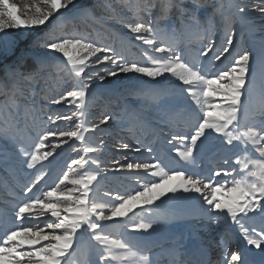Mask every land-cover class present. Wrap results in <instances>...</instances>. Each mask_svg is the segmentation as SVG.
Returning <instances> with one entry per match:
<instances>
[{"label": "snow or ice", "instance_id": "6c2138e0", "mask_svg": "<svg viewBox=\"0 0 264 264\" xmlns=\"http://www.w3.org/2000/svg\"><path fill=\"white\" fill-rule=\"evenodd\" d=\"M69 6L76 8L77 0H38L32 14L21 18L16 5L9 0H0V33L6 34L8 29L22 27L32 29L45 25L49 20L55 30V26L66 17V12L61 10L70 11ZM154 6L149 0L145 10ZM174 6H179V0ZM224 7L217 6L218 10ZM237 11L238 16L229 15L228 18L221 12V19L228 30L224 43L218 46L219 50L214 51V42L208 37L206 47L199 50L191 61L184 58L181 45L161 42L157 39V29L144 22L128 23L126 27L152 52L166 54L154 57L145 51L143 54L148 62L144 64L129 61L114 48L84 38L45 37L43 41H37L38 45L42 43L54 53H62L70 65V73L84 77L79 87L53 99L52 104L67 102L65 107H68L73 101H79L82 105L88 89L92 87L89 81L96 75L91 72L85 77L86 69L103 64L105 75L99 76L101 83L120 74L144 77L147 78L148 91L153 95L161 99L186 96L195 107L189 105L183 109L192 121L189 130L172 133L168 139L169 144L179 141L183 145L182 150L173 148L178 160L157 155L150 143L137 140L135 145L123 143L122 147L147 154V159L128 160L125 156L127 162L114 161L117 166L112 169L101 168L98 157L78 159L73 163L91 162L98 171L71 176L65 172L47 188H37L42 176H34L30 183H25L19 189L22 198L16 200L9 225L0 235V264H68L65 257L72 254L70 250L75 251L74 244L79 248L84 243L89 245L87 264H151L148 256L140 253L150 252L153 244L126 234L113 238L109 229L116 227L110 222L123 221L119 227L126 231L150 234L154 221L146 218L135 222L128 214L140 207L147 217H151L161 210L157 201L163 204L182 201L188 209L203 214L217 225L221 219L230 221L241 230L247 245L264 257V39L255 57L247 48L237 52L234 25L250 22V9L248 5H237ZM255 11L264 19V0H260ZM93 56L96 59L89 64ZM202 57L208 60L203 61ZM253 62L261 74L258 90ZM12 100L15 112L10 111L9 115L15 118L22 114L23 105L19 103V96H13ZM48 119L55 123L57 120L71 121L73 117L49 116ZM113 119L112 115L106 114L100 123L108 124ZM17 131L18 127L10 126L5 129L3 139L16 146L24 169H34L37 161L47 160L60 143H68L67 139L60 138H75L81 144L85 139L83 130L42 131L38 146L29 153L20 142ZM50 137L57 138V142H50L53 150L40 153ZM212 140L219 141V151L223 155L207 175L197 176L190 169L194 170L204 162L206 145ZM102 150V143L82 148L84 154ZM11 157V153L0 150V162ZM181 161L183 164L179 169L172 167ZM124 170L135 174L137 188L114 196L105 193L109 198L97 201L91 187L97 176L104 175L106 171L123 175ZM164 197L168 199L163 200ZM153 205L155 208L151 207ZM125 217L128 219H123ZM257 217L261 220L259 231L253 228L250 232L245 221ZM193 264H206V261L196 259ZM226 264H255V261L249 258L248 253L236 250L227 255Z\"/></svg>", "mask_w": 264, "mask_h": 264}, {"label": "rangeland", "instance_id": "374dc122", "mask_svg": "<svg viewBox=\"0 0 264 264\" xmlns=\"http://www.w3.org/2000/svg\"><path fill=\"white\" fill-rule=\"evenodd\" d=\"M9 2L16 5L19 10L18 15L24 18L32 14L38 0H9ZM151 2L155 6L146 11L145 6L149 0H77L76 8L69 6L70 11L61 10L66 12V17L55 26V30L52 21L49 20L45 25L32 29L22 27L8 29L6 34L0 33V150L12 154L10 159L0 162V235L9 225L16 200L22 198L19 189L25 183H30L34 176H42L37 188H47L53 186L65 172L71 176L98 171L96 165L91 162L74 164L73 161L78 159L89 160V157H98L101 162L100 167L105 169L115 168L117 165L114 161L117 160L126 163L125 156L128 160L147 159V154L136 153L132 149L122 147L123 143L135 145L137 140L141 143H150L157 155L178 160L173 148L182 150L183 145L179 141L169 144L168 139L172 133H186L192 123L183 109L189 105L194 108L195 105L191 104L186 96L166 97L175 109L170 111L164 104L166 98L161 99L148 91L147 78L120 74L118 77H108L101 83L99 76L105 75L102 71L105 67L103 64L86 69L85 77L91 72H95L96 75L89 81L92 87L88 89V95L82 105L79 101H73L68 107H65L67 102L61 105L52 104L53 99L79 87L84 82V77H76L70 73V65L67 64V58L63 57L62 53H54L43 47L42 43L38 45L37 41H43L45 37L84 38L114 48L129 61L144 64L148 62L143 54L145 51L154 57L166 55L152 52L148 46L136 40L135 34L126 27L128 23L144 22L157 29V39L161 42L181 45L184 58L191 61L199 50L206 47L208 37L214 42V51H218V46L224 43L228 29L221 19V12L225 18L229 15L238 16L237 5H248L250 22L234 25L236 31L234 47L237 52L247 48L253 52L254 57L259 53L261 40L264 39V19H261V14L255 9L260 5V0H179L178 7L174 6L176 0H151ZM218 5L225 7L218 10ZM142 35L150 34L142 33ZM209 55L211 56L212 53ZM95 59V56L91 57L88 63L91 64ZM201 59L208 60L207 57ZM252 68L255 75L256 72L260 73L255 62ZM49 87L58 88V93L55 92L58 96L47 101L48 98L44 99L41 95ZM13 96H19V103L23 105L22 114L15 118L9 115L10 111L15 112L12 107ZM45 101L47 102L44 105V114L38 116L36 110L30 111L32 106L40 102L45 104ZM258 102L257 96V104ZM106 114L112 115L114 119L108 124H101L100 119ZM63 115H71L73 119L57 120L55 123L48 119L49 116L55 118ZM10 126L18 127L17 135L29 153L38 146L42 131L83 130L85 139L81 144L75 138H60L67 139L68 143H60L53 155L47 160L37 161L34 169H24L16 146L3 139L5 129ZM87 138L91 139V146L102 143L103 150L84 154L82 148L86 147ZM50 142H57V138L50 137V141H45V148L40 149V153L53 150ZM219 147L218 140L209 141L205 148L206 159L198 168L190 171H195L197 176L207 175L209 169L215 167L219 163V157L223 155ZM182 164L181 161L180 164L172 167L179 169ZM143 175L141 173V176ZM142 182L143 180L140 181ZM137 186L135 174L124 170L123 175L112 171L98 175L91 187L94 189L92 193L94 198L102 201L109 198L105 193L111 196L118 193L126 194L134 191ZM167 199L168 197L163 198V200ZM156 203L161 204V210L153 213L151 217H147V213L140 207H136L128 214V217L135 222L146 218L154 221L150 234L126 231L119 227L123 221H113L110 223L116 227L109 229L113 238L126 234L153 244L150 252L140 253L147 255L151 264H178L183 258L182 250H186L184 258H188L189 253V258L192 259L191 251L188 250L196 247L193 245L187 248V246L194 242L200 245L199 249L212 246L209 249H212V254L218 252L215 255L216 264L225 263L227 255L237 250L231 248L222 252L220 250L222 239H217L219 236L225 241L228 239V231L232 226L230 221L221 219L220 224L217 225L203 214L188 209L182 201ZM151 207L155 208V205ZM128 217L123 219L126 220ZM258 218L246 220L245 226L251 228L260 226L261 221ZM206 225L213 227L207 231ZM209 238L212 242L208 240ZM73 249L75 251L70 250L72 254L65 257L68 264H87L89 245L84 243L77 248L74 244ZM202 252L207 254L206 250Z\"/></svg>", "mask_w": 264, "mask_h": 264}, {"label": "bare ground", "instance_id": "6f19581e", "mask_svg": "<svg viewBox=\"0 0 264 264\" xmlns=\"http://www.w3.org/2000/svg\"><path fill=\"white\" fill-rule=\"evenodd\" d=\"M255 77H256V88H257V90L259 89V86H260V83H261V74L259 73V72H256V75H255ZM167 99V98H166ZM164 104L166 105V107L170 110V111H175V109L171 106V102L167 99V100H164ZM91 144H92V141H91V139H89V138H87L86 139V146H91ZM91 166V165H90ZM90 169V168H89ZM191 170V169H190ZM89 171H91V170H89ZM247 223V222H246ZM260 223V222H259ZM261 224V223H260ZM255 225V224H254ZM256 226V225H255ZM204 227V226H203ZM206 227L208 228V230L207 231H209V230H211V227H213V226H211V227H208L207 225H206ZM206 233V232H205ZM211 233V232H210ZM234 234V232H231V235H233ZM201 238V237H200ZM201 239H203V238H201ZM217 239H221V236H219V237H217ZM209 241H211V238H209L208 239ZM208 240H204V241H208ZM240 240H241V243H242V250H243V252L244 253H248V255H249V258H250V256L252 255V253L253 252H255L256 251V249H254L253 247H251V246H249V245H247V243H246V240L243 238V237H240ZM200 241V240H199ZM212 242V241H211ZM209 243V242H208ZM201 244V243H200ZM212 244V243H211ZM213 245V244H212ZM210 246V245H209ZM208 246V247H209ZM212 246H210L209 248H211ZM227 245H226V243H223V248H221L220 250L222 251V252H225V251H227ZM209 248H206V249H209ZM197 248H191V249H189L188 251H191V254H192V259L191 258H189V253L187 254V257L188 258H184V259H181V262L180 263H178V264H187V262H188V260H189V262L191 263V262H193L194 261V258H196V256L197 255H199V256H201L203 259V261H206V264H214L215 263V261L213 260V259H211V254H209V253H207L206 254V252H201V251H199L198 249L196 250ZM228 249H230V248H228ZM212 250V249H211ZM210 250V251H211ZM186 252V250H182V252ZM215 253V255L216 254H218V252H214ZM185 259H188V260H185Z\"/></svg>", "mask_w": 264, "mask_h": 264}, {"label": "trees", "instance_id": "16d2710c", "mask_svg": "<svg viewBox=\"0 0 264 264\" xmlns=\"http://www.w3.org/2000/svg\"><path fill=\"white\" fill-rule=\"evenodd\" d=\"M55 92L58 93V88L56 89L55 87H52V88L49 87V88L46 89V91L41 96L44 99H45V97H47L48 98L47 101H50L53 98H55V97L58 96V94H55ZM47 101H45V104H44V102L37 103L35 106H32L31 107L30 111L35 112V110H36L38 112L36 114H39L38 116H41V114H44L45 113V109H44L45 107H44V105H46V102Z\"/></svg>", "mask_w": 264, "mask_h": 264}]
</instances>
